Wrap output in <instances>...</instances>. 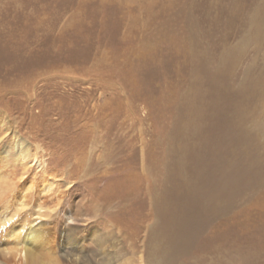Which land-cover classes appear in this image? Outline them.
I'll list each match as a JSON object with an SVG mask.
<instances>
[{"label":"rangeland","instance_id":"374dc122","mask_svg":"<svg viewBox=\"0 0 264 264\" xmlns=\"http://www.w3.org/2000/svg\"><path fill=\"white\" fill-rule=\"evenodd\" d=\"M3 209L105 264H264V0H0Z\"/></svg>","mask_w":264,"mask_h":264},{"label":"bare ground","instance_id":"6f19581e","mask_svg":"<svg viewBox=\"0 0 264 264\" xmlns=\"http://www.w3.org/2000/svg\"><path fill=\"white\" fill-rule=\"evenodd\" d=\"M36 215L41 219L50 216V213L38 212ZM12 219L15 221L8 224ZM27 219L26 213L20 211L11 213L3 209L0 212V264H105L108 247H114L116 250L120 244L113 232L110 234L109 231H93L89 239L94 242L92 245L96 248L87 253L85 246L81 244L83 238L77 239L71 235L77 226L76 220L69 216L64 222L62 232L53 238L54 244L49 245L45 243V232L50 228L44 223L31 227ZM53 228H56V225H53ZM114 250L111 249V252Z\"/></svg>","mask_w":264,"mask_h":264}]
</instances>
